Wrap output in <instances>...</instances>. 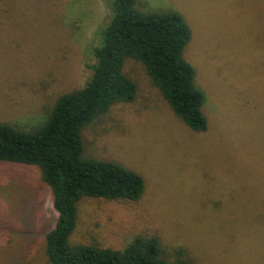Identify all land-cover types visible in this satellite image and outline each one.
Instances as JSON below:
<instances>
[{
	"label": "rangeland",
	"instance_id": "rangeland-1",
	"mask_svg": "<svg viewBox=\"0 0 264 264\" xmlns=\"http://www.w3.org/2000/svg\"><path fill=\"white\" fill-rule=\"evenodd\" d=\"M140 1V0H139ZM143 12L178 11L192 30L185 52L206 96V133L171 110L145 67L128 60L135 101L83 132L85 155L139 173L137 202L85 198L75 245L122 250L157 236L168 260L264 264V0H141ZM107 0H0V123L31 130L57 99L83 88L96 63ZM58 219L39 167L0 163V264H51Z\"/></svg>",
	"mask_w": 264,
	"mask_h": 264
},
{
	"label": "trees",
	"instance_id": "trees-1",
	"mask_svg": "<svg viewBox=\"0 0 264 264\" xmlns=\"http://www.w3.org/2000/svg\"><path fill=\"white\" fill-rule=\"evenodd\" d=\"M112 18L99 31L93 48L96 63L87 84L60 96L41 125L24 130L0 123V163L39 167L58 214L46 236L51 264H197L185 249L168 260L157 236H136L122 250L75 245L79 204L85 198L139 201L144 178L119 163L85 155L84 130L120 103L135 101L137 83L125 72L128 60L141 63L173 113L193 132L206 133V96L196 69L186 59L193 33L178 11L143 12L141 0H107Z\"/></svg>",
	"mask_w": 264,
	"mask_h": 264
}]
</instances>
